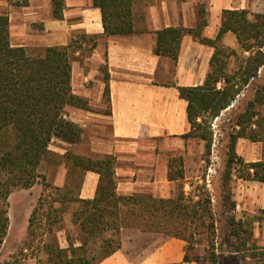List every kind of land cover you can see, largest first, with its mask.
Instances as JSON below:
<instances>
[{"label":"trees","instance_id":"1","mask_svg":"<svg viewBox=\"0 0 264 264\" xmlns=\"http://www.w3.org/2000/svg\"><path fill=\"white\" fill-rule=\"evenodd\" d=\"M30 1L8 0L17 7H26ZM51 2L53 17L63 19L65 0ZM134 4L135 0H93V7L101 11L105 36L137 33ZM206 26V7L201 3L196 28L170 27L157 32L155 54L174 61L179 58L184 33L215 49L205 83L178 87L180 97L188 103L187 117L191 125V131L183 137L204 141L206 154L210 156L215 136L213 121L244 95L247 99L235 112L227 136L224 186L230 188L233 170L239 179L264 183V162L246 163L236 153L239 139L260 142L264 138L261 111L264 82L260 81V70L264 67V13L225 10L215 40L202 36ZM228 32L236 35L242 52L238 68L233 72H229L230 58L237 56L238 51L221 44ZM80 38L84 43H91L89 51L95 48L97 36L81 34ZM76 44L72 40L67 46L47 47L43 53L33 55L26 47L11 44L10 16L8 13L0 15V248L10 226V195L15 189H31L43 180L44 192L28 227V236L43 243L46 256L43 264H99L121 248L120 232L124 227L184 240L187 243L185 263H200L201 258L193 257L191 250L196 231L202 229L208 235L207 260L211 264H264V248L257 246L253 239L254 221L237 219L230 214L223 227L225 235L221 236L219 224L222 221L217 218L212 196L204 186L198 194H187L181 189L172 198L119 196L114 157L91 158L68 152L64 157L71 171H92L100 176L96 197L83 200L79 198L82 178L75 188L69 183L59 188L39 173L54 138L71 144L82 140L83 128L71 121L67 113L68 107L89 109L88 101L75 95L72 89L74 54L83 49ZM104 77L105 96L109 101V74L105 73ZM250 91L253 93L248 98ZM168 177L173 181L185 179L183 157L170 159ZM224 198L223 207L235 213L236 203L230 192ZM70 207H73V223L82 233V244L63 248L55 227L63 222ZM126 215L131 216L135 227L127 224L130 218ZM258 220L264 221V217ZM217 238L221 241L219 246Z\"/></svg>","mask_w":264,"mask_h":264},{"label":"crops","instance_id":"2","mask_svg":"<svg viewBox=\"0 0 264 264\" xmlns=\"http://www.w3.org/2000/svg\"><path fill=\"white\" fill-rule=\"evenodd\" d=\"M201 3L207 12V26L202 36L211 40L218 36L225 10L264 13V0H135L137 33L105 36L101 11L93 7V0H65L61 20L53 17L51 0H31L26 7L0 0V15L10 16V41L15 47L42 45L41 39L45 36L41 37L39 30L32 27L38 21L45 27L44 47L67 46L80 33L98 37L89 55L82 60L74 57L72 63L73 93L87 100L91 108L69 107V119L83 128L82 140L71 144L56 138L50 146L54 154L63 157L71 152L91 158L114 157L119 196L175 197L181 182L169 180L170 159L194 155L197 164L199 155L201 167L204 162L203 141L183 137L191 131V125L187 117L188 103L180 97L178 87L205 83L215 49L184 33L179 58L174 61L155 54L157 32L170 27L196 28ZM41 10L46 13L42 14ZM221 44L241 52L232 32L223 36ZM85 47L83 44V49L76 50L75 56H80ZM105 73L109 74V101L105 96ZM194 144L199 147V154ZM236 153L246 163L264 162V138L260 142L239 139ZM184 169L189 172L187 166ZM76 171L82 173L79 198L94 199L99 174ZM56 172L53 184L66 187L69 172H73L71 167L61 163ZM187 180L185 175L181 189L188 190ZM234 193L237 219H242L238 217L243 211L260 212L264 217L263 182L238 178ZM72 210L70 207L68 219L78 234L74 239L69 236L62 243L63 248L82 244V233L73 223ZM255 222L261 227H258L260 235H264V221ZM120 238L121 248L99 264H195L184 262L187 243L182 239L128 227L121 229Z\"/></svg>","mask_w":264,"mask_h":264},{"label":"rangeland","instance_id":"3","mask_svg":"<svg viewBox=\"0 0 264 264\" xmlns=\"http://www.w3.org/2000/svg\"><path fill=\"white\" fill-rule=\"evenodd\" d=\"M66 8V7H65ZM42 14L46 13L45 10H41ZM33 29H38V33L42 36H45V38L41 39V44L31 45L26 47L29 52L33 55H39L43 53L44 49L47 47H44L45 43L47 42L46 39V33H44L45 27L44 24L40 21L33 23L32 25ZM80 34L75 35V39L73 40L77 43V46H83L84 41H81ZM91 46V43H86V49L83 50L84 52L81 53L80 56H74L78 58L79 60H82L86 55H89V47ZM83 48V47H82ZM79 50V49H78ZM242 57V52H238L237 56H233L230 58V64H229V70L233 72L238 68L239 61ZM102 69V68H101ZM105 72V70H102ZM261 82H264V69L263 73L261 75ZM253 91H250L248 94V98L252 96ZM244 95H242L237 102L234 103L233 106L227 111H224L219 117L218 120L214 123L213 130L215 132L214 136V144L212 148V153L210 156H207L206 154V148H205V142L203 141V164L201 167V163L199 161V155H198V161L197 164L195 162V156L190 155L186 158L184 157V168L187 166L188 173L185 172V175H187L188 180L186 183H188V190H185L187 194L190 192H193L192 194H198V192L204 189L208 190L210 192V195L212 196L213 205H214V211L217 213V218H219L222 223L219 224V234L222 236L225 235V231L223 230V227H225V220L228 219V216L230 214H234L233 212H227V208L223 207L224 203V197L227 194V192H230V196L232 198L234 197V189L235 184L238 182V175L235 170H233L232 174V181L230 183V188L227 189L224 186V179L226 174V161H227V141H228V132L230 131V125L232 124L231 120L235 114V112L238 110L240 104L245 103ZM89 106V105H88ZM69 107L67 108V113L69 111ZM91 109V108H89ZM96 110V109H95ZM262 113L264 114V107L261 109ZM213 126V125H212ZM56 139V138H54ZM53 139V140H54ZM52 140V142H53ZM52 142L50 146L52 145ZM199 144V143H198ZM49 146V154L46 157V159L42 162V164L39 167V173L42 176L46 177V180L48 183L53 184L52 178L57 174V168L58 165L61 163H66V159L63 156H59L57 154H54L51 151V147ZM194 149L196 148L198 150L199 154V147H197L195 144L193 145ZM179 158V157H174ZM67 164V163H66ZM178 166V165H177ZM69 185L72 187H77L81 181L82 173L81 172H69ZM179 183V190L176 193V195L181 191V187L185 185L184 181H180ZM205 184V185H204ZM54 185V184H53ZM55 186V185H54ZM199 190V191H198ZM44 192V183L43 180H40L37 182V184L32 187L31 189H15L12 194L9 197L8 203V216L10 219V226L8 230V234L5 238L4 244L0 248V264H43L46 260V256L43 253L42 245L43 243L39 242L38 238H30L28 236L29 234V220L32 215V212L37 205V202L41 195ZM175 195V196H176ZM69 212L70 209L67 210V212L64 214L63 222L58 224L55 228H57L56 235L58 238V242L60 246L62 243L66 241L69 236L74 239V237L78 234V230L73 228L71 225L69 218ZM221 213H224V216H220ZM129 216L130 215H126ZM259 217H261L260 212L251 213L249 211H243L240 214V217L248 221H254L252 225V229L254 231V241L259 247L264 246V235L261 232V227L259 226V223L255 222V219L257 220ZM130 220L127 221V224H133L132 226L135 227V223ZM260 227V229L258 228ZM125 228V227H124ZM130 228V227H128ZM132 228V227H131ZM255 229V230H254ZM190 232H188L189 234ZM63 234V235H60ZM161 234V233H160ZM166 237H171L167 236ZM173 238V237H171ZM46 240V239H45ZM63 240V241H62ZM209 239L207 233L199 229L195 233V239L192 241V244L194 245V248L191 250V255L193 257L199 256L201 258L200 263L195 264H211L207 260L208 257V247H209ZM217 245L219 246L221 244V241L216 240ZM26 245V246H25Z\"/></svg>","mask_w":264,"mask_h":264},{"label":"built area","instance_id":"4","mask_svg":"<svg viewBox=\"0 0 264 264\" xmlns=\"http://www.w3.org/2000/svg\"><path fill=\"white\" fill-rule=\"evenodd\" d=\"M217 120H218V118H216L214 121L216 122ZM212 125H213V127H215V126H214V123H213Z\"/></svg>","mask_w":264,"mask_h":264}]
</instances>
